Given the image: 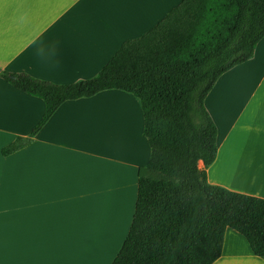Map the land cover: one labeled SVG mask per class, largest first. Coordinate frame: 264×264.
I'll return each mask as SVG.
<instances>
[{
    "label": "crops",
    "instance_id": "obj_1",
    "mask_svg": "<svg viewBox=\"0 0 264 264\" xmlns=\"http://www.w3.org/2000/svg\"><path fill=\"white\" fill-rule=\"evenodd\" d=\"M179 1L0 0V68L54 83L91 78ZM204 104L217 126L208 181L264 198V37L251 59L218 78ZM43 112L40 98L0 77V264H110L150 153L140 103L121 90L67 100L31 143L3 155ZM212 264H264V257L227 228Z\"/></svg>",
    "mask_w": 264,
    "mask_h": 264
},
{
    "label": "trees",
    "instance_id": "obj_2",
    "mask_svg": "<svg viewBox=\"0 0 264 264\" xmlns=\"http://www.w3.org/2000/svg\"><path fill=\"white\" fill-rule=\"evenodd\" d=\"M263 37L264 0H180L151 28L124 40L91 78L54 83L0 68L3 80L44 103L30 133L1 152L31 143L67 100L125 91L140 103L150 153L137 172L132 221L110 264H212L227 228L264 257V198L207 179L217 126L204 104L218 78L251 59Z\"/></svg>",
    "mask_w": 264,
    "mask_h": 264
},
{
    "label": "rangeland",
    "instance_id": "obj_3",
    "mask_svg": "<svg viewBox=\"0 0 264 264\" xmlns=\"http://www.w3.org/2000/svg\"><path fill=\"white\" fill-rule=\"evenodd\" d=\"M235 72H236V71L230 72L229 74H227V75L225 76V78H231V77H233V76H234L233 74H234ZM122 243H123V242H122ZM122 243L118 246V248H115L114 246H111V247H110V250H111L112 252H114L115 256H116V254L118 253V251H119V249H120ZM97 249H98V248H97ZM115 249H116V250H115Z\"/></svg>",
    "mask_w": 264,
    "mask_h": 264
},
{
    "label": "bare ground",
    "instance_id": "obj_4",
    "mask_svg": "<svg viewBox=\"0 0 264 264\" xmlns=\"http://www.w3.org/2000/svg\"><path fill=\"white\" fill-rule=\"evenodd\" d=\"M108 223V222H107ZM109 224V223H108ZM112 227V226H111Z\"/></svg>",
    "mask_w": 264,
    "mask_h": 264
},
{
    "label": "clouds",
    "instance_id": "obj_5",
    "mask_svg": "<svg viewBox=\"0 0 264 264\" xmlns=\"http://www.w3.org/2000/svg\"><path fill=\"white\" fill-rule=\"evenodd\" d=\"M42 54V53H41Z\"/></svg>",
    "mask_w": 264,
    "mask_h": 264
}]
</instances>
